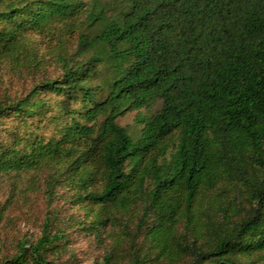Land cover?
<instances>
[{
    "label": "trees",
    "instance_id": "1",
    "mask_svg": "<svg viewBox=\"0 0 264 264\" xmlns=\"http://www.w3.org/2000/svg\"><path fill=\"white\" fill-rule=\"evenodd\" d=\"M38 193L0 264H264V0H0V224Z\"/></svg>",
    "mask_w": 264,
    "mask_h": 264
},
{
    "label": "rangeland",
    "instance_id": "2",
    "mask_svg": "<svg viewBox=\"0 0 264 264\" xmlns=\"http://www.w3.org/2000/svg\"><path fill=\"white\" fill-rule=\"evenodd\" d=\"M40 41L41 43H39V45L41 47L51 46L49 42L42 39H40ZM28 83V78H16L10 84V90L15 92L21 91ZM133 117L134 113H130L120 121L123 124H131L133 123ZM2 198L3 197L0 196V200H2ZM27 201L28 203L26 206H23L21 211L20 208L11 210L13 214L18 215V218L14 222L0 224V254L3 251H10L15 238L21 237L24 233H32L33 237L38 233L37 224L39 218L42 216L44 200L40 193H38ZM71 251L74 252L76 264H97L95 259L99 256V250L89 240L82 237H73Z\"/></svg>",
    "mask_w": 264,
    "mask_h": 264
}]
</instances>
